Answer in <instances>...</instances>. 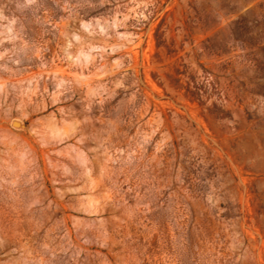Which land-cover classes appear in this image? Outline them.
<instances>
[{"label": "rangeland", "instance_id": "1", "mask_svg": "<svg viewBox=\"0 0 264 264\" xmlns=\"http://www.w3.org/2000/svg\"><path fill=\"white\" fill-rule=\"evenodd\" d=\"M0 264H264V0H0Z\"/></svg>", "mask_w": 264, "mask_h": 264}, {"label": "water", "instance_id": "2", "mask_svg": "<svg viewBox=\"0 0 264 264\" xmlns=\"http://www.w3.org/2000/svg\"><path fill=\"white\" fill-rule=\"evenodd\" d=\"M16 124V122L14 123V125Z\"/></svg>", "mask_w": 264, "mask_h": 264}]
</instances>
